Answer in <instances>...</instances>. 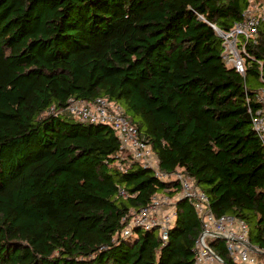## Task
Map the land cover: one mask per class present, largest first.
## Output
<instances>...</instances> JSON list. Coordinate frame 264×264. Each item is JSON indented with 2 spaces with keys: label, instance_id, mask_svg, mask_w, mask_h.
<instances>
[{
  "label": "trees",
  "instance_id": "obj_1",
  "mask_svg": "<svg viewBox=\"0 0 264 264\" xmlns=\"http://www.w3.org/2000/svg\"><path fill=\"white\" fill-rule=\"evenodd\" d=\"M250 6L0 0V264H197L204 224L188 198L176 200L167 240L158 227L124 233L132 212L181 186L122 160L111 126L64 110L99 97L124 109L161 172L193 179L215 215L244 220L264 251V146L252 123L261 86L249 85L263 84L264 28L247 45L243 76L213 27L232 29ZM207 245L240 264L225 239Z\"/></svg>",
  "mask_w": 264,
  "mask_h": 264
},
{
  "label": "built area",
  "instance_id": "obj_2",
  "mask_svg": "<svg viewBox=\"0 0 264 264\" xmlns=\"http://www.w3.org/2000/svg\"><path fill=\"white\" fill-rule=\"evenodd\" d=\"M217 33L223 38V59L225 63L238 73L246 75V57L248 43L258 44L259 35L264 28V4L259 5L251 0V6L245 11L242 21L224 31L215 25ZM260 80L263 82L255 94L259 108L252 115L253 127L264 146V65L260 67ZM54 111V107L52 108ZM80 122L103 123L111 126L120 139L118 156L125 160L130 155L144 166L151 167L162 179H176L181 186L179 197L192 200L195 210L204 224V230L197 241V264H213L212 260L223 264L222 259L207 245L211 237L222 235L226 238V247L232 259L240 264H264V258L258 254L264 251L252 250L249 246V226L244 220L229 215L216 216L210 208L207 194L200 189L193 179L180 170L163 173L158 169V157L151 145L140 136L139 130L125 115L124 109L107 98H96L93 101L70 99L64 109ZM251 111V110H250ZM124 153V155L122 154ZM120 194L125 196V191ZM168 197L156 196L150 206L139 212H132L130 223L124 233L129 234L133 225L149 229L158 227L163 240L168 239V229L175 221V204L170 206ZM264 257V256H263Z\"/></svg>",
  "mask_w": 264,
  "mask_h": 264
},
{
  "label": "rangeland",
  "instance_id": "obj_3",
  "mask_svg": "<svg viewBox=\"0 0 264 264\" xmlns=\"http://www.w3.org/2000/svg\"><path fill=\"white\" fill-rule=\"evenodd\" d=\"M251 83H253L254 85H252ZM249 85L250 87L254 88V89H257L259 88L262 84L261 82H258V81H254L253 79H249ZM252 85V86H251ZM180 195V194H179ZM179 195H176L175 197H170V196H167V195H158V196H161V197H168L169 198V203L171 204L170 206H173L175 203H176V200L178 199ZM212 263L213 264H219L217 263L216 261L212 260Z\"/></svg>",
  "mask_w": 264,
  "mask_h": 264
},
{
  "label": "water",
  "instance_id": "obj_4",
  "mask_svg": "<svg viewBox=\"0 0 264 264\" xmlns=\"http://www.w3.org/2000/svg\"><path fill=\"white\" fill-rule=\"evenodd\" d=\"M217 237H220V238H223V239L226 240V238L224 236H222V235H217ZM249 246L251 247L252 250L256 251V248L252 244H250ZM223 264H227V263L223 261Z\"/></svg>",
  "mask_w": 264,
  "mask_h": 264
}]
</instances>
